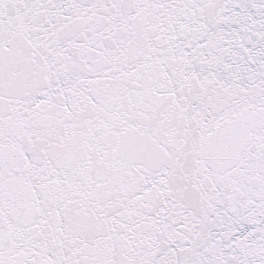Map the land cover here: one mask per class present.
Masks as SVG:
<instances>
[{"label":"snow or ice","instance_id":"snow-or-ice-1","mask_svg":"<svg viewBox=\"0 0 264 264\" xmlns=\"http://www.w3.org/2000/svg\"><path fill=\"white\" fill-rule=\"evenodd\" d=\"M0 264H264V0H0Z\"/></svg>","mask_w":264,"mask_h":264}]
</instances>
